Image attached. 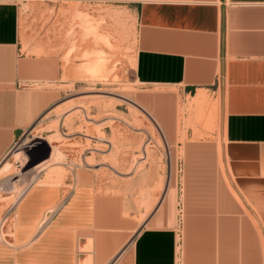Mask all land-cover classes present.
<instances>
[{
    "label": "crops",
    "instance_id": "1",
    "mask_svg": "<svg viewBox=\"0 0 264 264\" xmlns=\"http://www.w3.org/2000/svg\"><path fill=\"white\" fill-rule=\"evenodd\" d=\"M92 1L133 14L135 78L149 86L133 99L154 120L162 151L153 142L142 169L124 171L133 158L109 163V152L79 146L84 137L63 125L70 113L30 138L44 154L15 201L0 190V264H264V0H0V163L71 78L48 8L62 2L69 14ZM23 5L47 10L41 28L22 20ZM204 96L214 101L215 125L197 140L180 127V106L184 120ZM173 145L183 148L186 165L212 156L217 184L207 194L188 167L178 189L167 162ZM113 163L122 168L114 176ZM200 213L214 216L196 220ZM193 221L212 235L183 238Z\"/></svg>",
    "mask_w": 264,
    "mask_h": 264
},
{
    "label": "rangeland",
    "instance_id": "2",
    "mask_svg": "<svg viewBox=\"0 0 264 264\" xmlns=\"http://www.w3.org/2000/svg\"><path fill=\"white\" fill-rule=\"evenodd\" d=\"M32 9L30 6L21 7L22 20H25L29 28H41L43 17L48 12L45 8L38 10V13ZM48 9L49 16H56L58 20L54 30L59 35L62 60L71 68L69 69L71 78L62 86L59 102L49 112H45L42 123L29 133L19 134L8 150L6 158L0 163V188L6 193H2V196H8V202L15 201L33 182L34 170L39 167L34 169L31 167L44 154V151L37 150V142L35 143V140L30 142L29 139L41 135L44 129L55 127L68 113L71 119L69 117L63 119V125L68 127L73 125L72 130L77 131L74 135L84 137L83 145L79 146L87 151L109 152L106 159L109 163L114 162L116 156L133 158L131 161L133 164L124 165V171L142 169L143 157H150L155 150L153 142L162 151V143L153 127L154 120L133 99L137 89L149 86L139 83L135 78L134 17L131 10L121 4L105 1L77 3L69 14L67 5L62 2H57L56 10L51 6ZM27 40L28 38L24 36L20 40L24 51L29 46ZM182 109L183 104L179 113L180 127L190 128L191 136L197 140L209 138L215 125V112H212L214 101L211 97L204 96L199 106H193L189 112H184V120ZM146 128L149 133H146ZM102 130L104 133H101ZM52 138H58V135L46 137L45 140L48 142ZM184 139L179 138L181 144ZM76 140L79 142L78 138ZM132 149H135L134 152ZM168 154L167 162L171 160L172 180L175 179L178 189L182 188V176L186 167L190 178H193L192 184H196L200 189L204 188L205 194L208 188L217 184V166L213 163L212 156L203 159L204 163L186 165L183 148L173 145ZM97 158L104 156L98 154ZM190 160L196 161L188 159ZM117 169L122 170L121 166L117 168L113 163L107 172L114 176L113 173ZM3 174L7 176L2 178ZM8 186L12 187L7 188ZM178 202L177 216L182 224L183 215L179 210L181 201ZM196 216L199 217L196 220H202L205 216L207 222H210L214 214L200 213L195 214V218ZM204 222H189L191 227L181 230L183 238L211 236V229L196 227L207 224Z\"/></svg>",
    "mask_w": 264,
    "mask_h": 264
},
{
    "label": "bare ground",
    "instance_id": "3",
    "mask_svg": "<svg viewBox=\"0 0 264 264\" xmlns=\"http://www.w3.org/2000/svg\"><path fill=\"white\" fill-rule=\"evenodd\" d=\"M98 59H99V57H98ZM102 61V60H101ZM96 62H97V60H96ZM100 62V61H99ZM95 64V63H94ZM95 66V65H94ZM97 67H98V65H96ZM10 187H12V186H10ZM9 186H8V188H10Z\"/></svg>",
    "mask_w": 264,
    "mask_h": 264
},
{
    "label": "built area",
    "instance_id": "4",
    "mask_svg": "<svg viewBox=\"0 0 264 264\" xmlns=\"http://www.w3.org/2000/svg\"><path fill=\"white\" fill-rule=\"evenodd\" d=\"M0 190H1V188H0ZM111 264V263H110Z\"/></svg>",
    "mask_w": 264,
    "mask_h": 264
}]
</instances>
